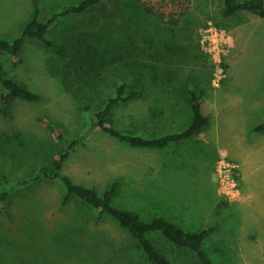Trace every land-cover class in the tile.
Returning a JSON list of instances; mask_svg holds the SVG:
<instances>
[{
    "label": "rangeland",
    "instance_id": "1",
    "mask_svg": "<svg viewBox=\"0 0 264 264\" xmlns=\"http://www.w3.org/2000/svg\"><path fill=\"white\" fill-rule=\"evenodd\" d=\"M78 1L40 0L41 19ZM34 11L33 0H0V38L20 34ZM148 17L139 30L157 29L161 46L175 39L179 55L152 90L116 107L118 128L149 136L184 129L191 118L189 86L202 90L209 126L163 148L130 145L98 126V99L74 98L46 70L61 48L47 50L30 39L22 59L4 54L6 72L42 98L4 105L0 84V190L6 180L15 186L0 206V264H156L111 215L75 195L65 200L61 179L16 185L67 151L58 127L76 140L62 167L76 183L104 191L119 182L113 204L145 220L163 215L193 231L215 226L204 244L213 264H264V132L254 131L264 123V18L247 11L225 17L218 0H193L178 29ZM212 32L225 40L216 56L205 49ZM152 51L158 56L163 49ZM152 102L159 116L147 120ZM15 135L18 140L4 145ZM226 174L236 183L232 192L224 188L230 190ZM153 240L170 264H204L159 233Z\"/></svg>",
    "mask_w": 264,
    "mask_h": 264
},
{
    "label": "trees",
    "instance_id": "2",
    "mask_svg": "<svg viewBox=\"0 0 264 264\" xmlns=\"http://www.w3.org/2000/svg\"><path fill=\"white\" fill-rule=\"evenodd\" d=\"M33 1L35 11L20 34L12 39L0 38V84L4 88L2 104L11 105L17 100L35 102L42 98L40 93L10 76L2 63L4 54L22 59L25 44L28 40L35 39L44 44L47 50L56 51L61 48L58 57L47 59L46 70L74 98L98 99L100 103L93 118L98 126L119 140L138 147L163 148L209 126L210 118L202 109V90L191 86L185 90L191 107V118L188 125L180 131L162 136L144 135L119 129L113 117L120 103H128L144 95V89L152 90V86L161 79L160 74L164 68L172 73L170 66L177 61L179 55L173 44L175 39L165 40L164 46H161V39L156 37L159 34L157 29L153 30L150 26V30L146 29L144 32L147 35L139 30L143 16H149L150 21L154 20L163 29H178L187 18L193 0H79L44 19L40 16V0ZM218 10L225 17L247 11L264 18V0H218ZM123 22L126 23L122 25ZM55 28H59L61 34L54 33ZM140 33L146 48L139 46ZM158 47L163 51L157 56L152 50ZM159 64L163 68H159ZM161 75L165 76L166 73ZM163 82L168 84L167 81ZM151 104L147 120L159 116L154 110L155 103ZM90 107L88 105L87 108ZM254 131L264 132V123L254 126ZM57 132L65 140L67 151L59 158L39 166L33 176L18 181L16 185H25L40 177L59 178L65 189V200L75 195L97 208L101 215H111L137 239L144 255L152 262L171 263L167 254L153 240V234L159 233L176 246L196 252L204 264H213L204 244L216 230L215 226L193 231L163 215L145 220L136 211L113 204L119 182H114L104 191L76 183L62 172L69 148L76 140L66 139L59 127ZM14 139L18 140L19 135L3 140V143L8 145ZM20 141V144L24 142ZM14 187L6 180L0 190V206L10 201Z\"/></svg>",
    "mask_w": 264,
    "mask_h": 264
},
{
    "label": "built area",
    "instance_id": "3",
    "mask_svg": "<svg viewBox=\"0 0 264 264\" xmlns=\"http://www.w3.org/2000/svg\"><path fill=\"white\" fill-rule=\"evenodd\" d=\"M214 33H215V35H214ZM212 32V36L210 35L209 37H208V41H209V44L205 47V49L208 51V52H211V53H213L215 56L217 55V54H220V52H221V47H222V45L224 44V42H225V40L221 43V41H222V36L220 35V33L219 32ZM221 36V38H219ZM229 174H226L225 176H227L228 177V181H227V183H228V185H229V187H230V190H228L227 189V186H224V188L228 191V192H232V191H234L235 190V186H236V183H233V181L231 182V178H230V176H228ZM236 182V181H235Z\"/></svg>",
    "mask_w": 264,
    "mask_h": 264
}]
</instances>
